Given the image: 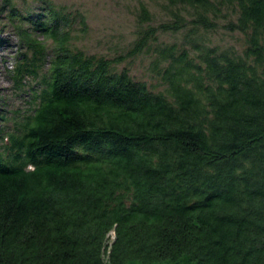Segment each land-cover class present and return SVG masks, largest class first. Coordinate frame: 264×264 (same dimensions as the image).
I'll return each instance as SVG.
<instances>
[{
	"label": "trees",
	"instance_id": "obj_1",
	"mask_svg": "<svg viewBox=\"0 0 264 264\" xmlns=\"http://www.w3.org/2000/svg\"><path fill=\"white\" fill-rule=\"evenodd\" d=\"M1 1L29 100L0 128V264H264V0H162L156 25L140 2L112 57ZM221 21L240 53L202 40ZM148 53L161 89L118 68Z\"/></svg>",
	"mask_w": 264,
	"mask_h": 264
},
{
	"label": "rangeland",
	"instance_id": "obj_2",
	"mask_svg": "<svg viewBox=\"0 0 264 264\" xmlns=\"http://www.w3.org/2000/svg\"><path fill=\"white\" fill-rule=\"evenodd\" d=\"M15 7L34 13L43 12L45 1L68 13L73 20L72 43L86 53L112 57L125 53L135 37L136 21L140 2L153 14L152 25L168 18L159 4L162 0H11ZM0 0V128L11 123L9 117L15 110L26 109L29 95L26 91L16 92L8 69L14 63L19 41L15 30L7 22L6 8ZM234 19V17H233ZM222 21L219 26L203 32V41L220 48H229L240 53L245 46L244 35L239 31H228ZM184 32H159L158 42L183 44ZM152 53L126 58L118 68L126 67L134 79L146 82L152 89H161L158 77L152 70ZM33 83L26 78L25 83ZM27 88V87H26Z\"/></svg>",
	"mask_w": 264,
	"mask_h": 264
}]
</instances>
